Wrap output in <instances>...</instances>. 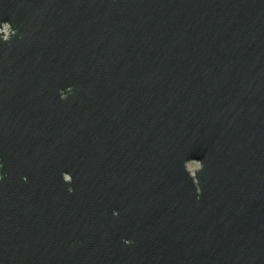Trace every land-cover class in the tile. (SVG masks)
<instances>
[{
	"label": "water",
	"instance_id": "95a60500",
	"mask_svg": "<svg viewBox=\"0 0 264 264\" xmlns=\"http://www.w3.org/2000/svg\"><path fill=\"white\" fill-rule=\"evenodd\" d=\"M0 264H264V0H0Z\"/></svg>",
	"mask_w": 264,
	"mask_h": 264
},
{
	"label": "rangeland",
	"instance_id": "374dc122",
	"mask_svg": "<svg viewBox=\"0 0 264 264\" xmlns=\"http://www.w3.org/2000/svg\"><path fill=\"white\" fill-rule=\"evenodd\" d=\"M5 32H6V29H5ZM198 166H199V164L197 162H194V161L187 163V167L190 171H193Z\"/></svg>",
	"mask_w": 264,
	"mask_h": 264
}]
</instances>
